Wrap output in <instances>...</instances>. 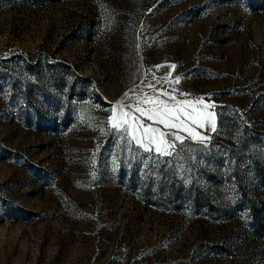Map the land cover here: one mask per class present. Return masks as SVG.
Wrapping results in <instances>:
<instances>
[{
  "label": "rangeland",
  "instance_id": "374dc122",
  "mask_svg": "<svg viewBox=\"0 0 264 264\" xmlns=\"http://www.w3.org/2000/svg\"><path fill=\"white\" fill-rule=\"evenodd\" d=\"M0 264H264V0H0Z\"/></svg>",
  "mask_w": 264,
  "mask_h": 264
},
{
  "label": "snow or ice",
  "instance_id": "6c2138e0",
  "mask_svg": "<svg viewBox=\"0 0 264 264\" xmlns=\"http://www.w3.org/2000/svg\"><path fill=\"white\" fill-rule=\"evenodd\" d=\"M151 11V9L149 10ZM160 67V66H157ZM177 66L176 65H172V68L175 69ZM180 77H176V82H179ZM125 96H127V93H125ZM146 99H151V98H146ZM203 102V98H201L200 100H198L196 103H202ZM161 103H163V101H161ZM185 105H192L193 102L192 101H183L182 102ZM115 107H120V104L118 103ZM129 107H131L129 105ZM216 105L214 104H205L203 109H201L198 113V115H194L191 116V120L193 123H198L201 126H204V123L207 122L208 126L211 127V130L213 132L216 131V124H215V116L213 111H211V109H215ZM136 111H139L141 113V115H147L148 119H152L155 120L161 124H164L166 127H172V128H177L180 125L173 123V124H169L168 119H166V117L169 115L168 111L165 110L163 113L157 112L156 115L150 114V113H146L142 108L137 107ZM193 111L195 112V106L193 105ZM131 113L128 112H123V110L121 109L119 114H114L111 117L112 120V128L117 130V131H122L124 133H126L127 135H131L132 140H135L136 144L139 147L145 148V151H152L151 147H146L144 144V140L147 139L149 141V143H155V135L156 133L159 132V129L156 128H152L150 126H144L143 124H140L139 127H143L144 128V133L143 136L138 138L135 135V132H129L128 128L125 127L126 124H128V120L125 119L126 117H130ZM133 120H135V117H132ZM177 120H179V117H176ZM136 131H138V129H136ZM188 131L191 133V129H188ZM165 134L164 133H160V136L163 137ZM169 135H174V134H169ZM193 135H196L195 133H193ZM201 140H205V139H209V137L200 136ZM174 140L175 141H179L181 144H183L185 141L184 139L179 136V135H174ZM160 143H167L169 148H175V143L174 142H169V141H164L163 139L160 141ZM160 143L156 144V152L160 155H169L170 153H168L167 149L165 148H161L160 147Z\"/></svg>",
  "mask_w": 264,
  "mask_h": 264
}]
</instances>
